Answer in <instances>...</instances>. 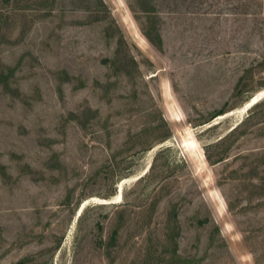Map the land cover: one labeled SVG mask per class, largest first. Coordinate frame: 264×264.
Here are the masks:
<instances>
[{"label":"rangeland","instance_id":"374dc122","mask_svg":"<svg viewBox=\"0 0 264 264\" xmlns=\"http://www.w3.org/2000/svg\"><path fill=\"white\" fill-rule=\"evenodd\" d=\"M154 2L0 0V264H264V0Z\"/></svg>","mask_w":264,"mask_h":264},{"label":"trees","instance_id":"16d2710c","mask_svg":"<svg viewBox=\"0 0 264 264\" xmlns=\"http://www.w3.org/2000/svg\"><path fill=\"white\" fill-rule=\"evenodd\" d=\"M140 3L141 5H143V11H145L146 14H156V4L154 2V0H140ZM156 29L155 31V35L156 36H153L151 32H148L147 30H144V34L146 35V37L149 39V41L151 43H153L154 45L158 46L159 48L162 47V44H163V39H162V35L160 33V31L158 30V28H154ZM244 78H242L239 83L237 84V88H236V93H241L243 91V85H244V82H243ZM254 95H249L247 98H246V101H249L251 100V98L253 97ZM264 105V100L262 101H258L257 103H255L253 105V107H258V106H263ZM228 110L226 109H220L218 111H216L211 118H208L207 120L201 122L200 124H204V123H208L210 121H212L214 118L220 116V115H223L227 112ZM247 119H244L240 124L236 125L230 132H228L226 135L222 136L218 142H223L226 138H228L230 135L234 134V132H236L241 124H243ZM172 133L171 131L169 130L167 134L164 135L163 137V140L164 139H167L169 137H171ZM227 156H223L222 158H220L218 161H221L223 160L224 158H226ZM118 235H119V230H114L113 232V235H112V238H111V241L110 243L108 244V247L112 246L113 244L116 243L117 241V238H118ZM101 246L104 247L105 246V243L101 240ZM166 261H169L167 258H165ZM171 261H174V258H170Z\"/></svg>","mask_w":264,"mask_h":264},{"label":"water","instance_id":"95a60500","mask_svg":"<svg viewBox=\"0 0 264 264\" xmlns=\"http://www.w3.org/2000/svg\"><path fill=\"white\" fill-rule=\"evenodd\" d=\"M254 98H255V97H252V99H251V102H252V103H254V102L257 103L262 97H260L259 99H256V100H254ZM256 101H257V102H256ZM255 103H254V104H255ZM254 104H253V105H254ZM253 105H252V106H253ZM83 206H84V205H82V207L79 209V214L81 213V211H82V209H83Z\"/></svg>","mask_w":264,"mask_h":264},{"label":"bare ground","instance_id":"6f19581e","mask_svg":"<svg viewBox=\"0 0 264 264\" xmlns=\"http://www.w3.org/2000/svg\"><path fill=\"white\" fill-rule=\"evenodd\" d=\"M256 99H259V98H258V97H255V98H254V100H256ZM256 102H257V101H256ZM247 103H248V104H247V105H248V107H250V106H251V105H253L255 102H254V103H252V102L250 101V102H247Z\"/></svg>","mask_w":264,"mask_h":264}]
</instances>
